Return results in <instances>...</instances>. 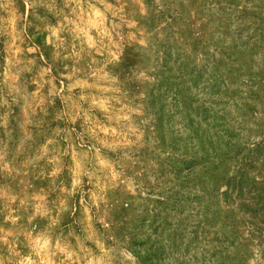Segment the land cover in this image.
<instances>
[{
    "label": "rangeland",
    "instance_id": "374dc122",
    "mask_svg": "<svg viewBox=\"0 0 264 264\" xmlns=\"http://www.w3.org/2000/svg\"><path fill=\"white\" fill-rule=\"evenodd\" d=\"M0 264H264V0H0Z\"/></svg>",
    "mask_w": 264,
    "mask_h": 264
}]
</instances>
